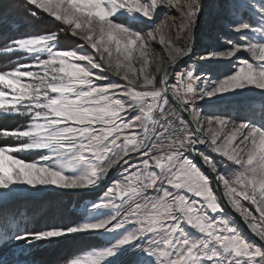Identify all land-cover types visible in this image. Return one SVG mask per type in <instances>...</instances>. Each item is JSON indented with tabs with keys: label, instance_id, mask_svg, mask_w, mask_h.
<instances>
[{
	"label": "snow or ice",
	"instance_id": "6c2138e0",
	"mask_svg": "<svg viewBox=\"0 0 264 264\" xmlns=\"http://www.w3.org/2000/svg\"><path fill=\"white\" fill-rule=\"evenodd\" d=\"M211 7L228 21L225 31L245 42L221 37L228 46L200 60L210 66L236 57L232 70L214 76L188 67L169 79L165 69L158 80L146 71L150 41L164 26L157 10L175 9L186 33L205 0H22L25 16L52 18L53 30L0 47L20 54L0 69V118L21 119L14 129L0 128V137L14 141L0 142V252L13 254L11 264H33L19 257L41 243L90 236L107 243L79 249L66 264H264V246L225 212L227 205L239 213L264 242V0H213ZM62 34L82 43L61 48ZM173 50L175 69L184 53ZM241 51L250 59L237 56ZM113 60L117 75L127 64L126 83L105 74ZM134 60L143 61L139 89L129 80V72L137 76ZM233 109L247 115L234 117ZM29 152L39 156L20 155ZM117 165L120 178L102 187ZM55 190L102 194L73 222L37 231L7 209L17 198ZM0 264L10 262L0 255Z\"/></svg>",
	"mask_w": 264,
	"mask_h": 264
},
{
	"label": "rangeland",
	"instance_id": "374dc122",
	"mask_svg": "<svg viewBox=\"0 0 264 264\" xmlns=\"http://www.w3.org/2000/svg\"><path fill=\"white\" fill-rule=\"evenodd\" d=\"M2 3L5 4L6 8L4 12L7 15L6 17L7 19L4 21V23L8 25L11 31L7 33L6 27L1 28L2 23L0 22V47L4 45L6 40L11 38L27 36V35H39L53 30L51 27L52 18H48L47 21H36L32 18L25 16L23 14L22 0H4ZM248 15H250V13ZM16 16H19L20 18L22 16L21 19L23 21V25L19 26L20 28H18L17 26V22L20 20H16L15 19ZM176 17L177 16L175 14V16L171 15L168 18L169 23L172 25L174 31L176 30L177 27H179L180 29V21L176 22L173 20ZM164 20L165 19L163 18L157 19V23H158L157 25L164 22ZM217 20L219 21L218 23L219 31L213 33V36H211V42L213 44H216L217 48H221V47L225 48L228 45L221 40V37H227L231 39L230 36L232 33H228L224 29V25L228 22L226 19L218 18ZM55 23L58 24L59 22H55ZM190 30H191L190 40H193V43H195L192 36L193 29ZM232 35H234V33ZM70 37L71 36H63L62 34V39L60 41L59 46L62 44L66 45V42H69L68 44L70 45L71 43L69 41ZM242 42L244 43V41ZM78 43H82V42H77L76 44ZM191 44L192 41L188 46H190ZM195 46L196 44L193 46L190 56H188L189 58L187 57V60L182 62L183 67L180 68V70L190 67L193 63L200 62V57L198 56H196L195 58L198 60L197 62H193V61L190 62V59L193 56V52L196 50ZM185 48L186 47L184 48L182 47L181 49V51L184 50L183 51L184 55L188 51L187 49L188 47L186 49ZM88 50L91 51L90 49ZM17 55L20 54L0 53V69H6L10 67L11 62L14 60V57ZM197 55H201V52H198ZM151 60L152 59L149 57V61ZM178 60L177 62H175L176 64H178ZM214 63L216 62L214 61ZM178 67L179 66L177 65L175 69L173 67L171 68V72L168 76L169 79H172L174 71H179L177 70ZM111 73L113 72L111 71ZM198 103H203V102L201 101ZM169 107L171 108L172 105L170 104ZM255 108L258 109L259 104H256ZM208 110H213V109H208ZM234 113L238 117L241 116L242 119L247 115V113L242 109H233L232 115ZM177 115H179V113H177ZM257 118H259L258 112H257ZM1 122L6 123L5 128L14 129L21 124V119L19 117L0 118V123ZM0 142L14 143V141H12L10 138H4V137H0ZM20 155L25 156V158L27 159H35L36 157L39 156V153L29 152V153H21ZM209 155L213 156L214 160L218 164L223 163V158L218 156L217 154L209 151ZM216 157L218 159H216ZM120 167H121L120 165H117L109 171L108 178L105 181H103L102 187L107 186L113 180L120 178L119 177ZM98 194H102V193H98L97 191H91L88 195H80V194H75L73 192H65L63 190L33 193L32 195L15 199L12 203L7 205V209L14 214H18L17 223H24L27 225L28 230L37 231L51 224H69L73 222L74 220L77 219L79 213L83 211L84 205L86 203H89L92 199L96 198ZM249 207L251 208L250 205ZM225 212L226 214H228L229 218L233 221V223L236 224V226L239 228L240 233L242 235L244 234L243 236L246 237L249 241H252L254 244H256L251 239V237L244 232V230L235 221V219L232 218L231 215H229V213L226 210ZM237 214L240 216L239 213ZM190 231L192 230L190 229ZM20 243H23V241H21ZM105 243H107V241L104 240V238L96 237V236L85 237L83 239H78V240H68L58 245H48L45 243H41L39 247H33L31 249L30 261L33 262V264H66V261L69 258H71L79 249L87 248V247H98V246H102ZM6 259H8L11 264V262L15 259V257L12 254Z\"/></svg>",
	"mask_w": 264,
	"mask_h": 264
},
{
	"label": "bare ground",
	"instance_id": "6f19581e",
	"mask_svg": "<svg viewBox=\"0 0 264 264\" xmlns=\"http://www.w3.org/2000/svg\"><path fill=\"white\" fill-rule=\"evenodd\" d=\"M187 2H188V0H179L180 4H186ZM212 2H213V0H205L206 8H205L204 14L201 17L199 27L195 32V37H194L195 43H193V40H190V35H191L190 29L187 30L186 33L181 32L179 27H177L175 31L173 30V27L169 23L168 18H169V16H171V15L175 16V14H176L177 17L173 20L176 22L180 21L179 13H177L175 9H165L164 11H161L160 9L157 10L158 16L156 17V19L163 18L165 20H164V22L160 23V24L164 25L161 28V31L160 32H154L155 39L150 41L154 50L149 52V57L152 59L151 61H149L147 68H146L147 74L149 76H155L159 80V78L161 77V75L163 74L165 69H168V76H169V74L171 72V68H172L170 66L173 65V63H174V61L172 60V57L176 55V53L174 52L173 49L179 48L181 50L182 47L183 48L184 47L189 48L188 45L190 44L191 41L193 43V46L196 44V46H195L196 50L193 52V56L191 57L190 62L191 61L197 62L198 60L195 59L196 56L201 57V55L204 52L209 51L210 49H213V48L222 49V48H224V47L217 48L216 44H213L211 42V36H213V33L219 31V26H218L219 21L217 20L218 17L216 15V10L213 7H211ZM232 34L230 36L232 40H235L237 43H241V44L243 43L241 40L238 39V37H237L238 34H235V33H234V35H232ZM161 37H163V41L161 40ZM69 39H70L69 41L72 44L70 43V45H69L68 44L69 42H66V45L63 44L61 46V48H66V49L75 48L77 45L76 44L77 42H82V41H79L78 38H76V37H70ZM203 40H206V41H203ZM169 45H171V48L169 47ZM197 47H198V49H197ZM198 52H201V55H197ZM113 55L115 57V53ZM237 56H242V57L250 59V57H248V54L244 53L243 51L237 53ZM178 58H180V56L176 57L175 62H177ZM184 61H180V62H178V64H176L179 66L177 68V70H180V68L183 67L182 62H184ZM215 62L216 63H214V61L211 62V65L209 66L208 63L200 60V62L193 63L190 67L193 69L200 68L201 71H210L214 76H223L232 70L231 67H229V66H231L234 62H236V57L221 58V59L216 60ZM179 64H181V65H179ZM132 65L137 71V76H133L131 74V72H129V80H135L134 87L140 88L143 84V79H142V77H140V78H137V77H139V70L143 66V61L142 60H134V61H132ZM105 68H106L105 74L108 75L109 78L113 82H119L122 84L126 83L125 81H123L121 79V77L124 75V73L126 71H128L127 64H125V67H122L118 70L119 75H117V70L115 69V60H113V66L109 67V66L105 65ZM111 71L113 73H111ZM213 111L214 110L205 109V112H207L208 115H211ZM233 116L238 117L235 115V113L233 114ZM238 118L242 119L241 116ZM202 123H203L204 129L206 130L207 129V119L204 118V113H202ZM195 126L196 125H193V127H195ZM201 147H203V146H201ZM216 159H218V158L216 157Z\"/></svg>",
	"mask_w": 264,
	"mask_h": 264
},
{
	"label": "water",
	"instance_id": "95a60500",
	"mask_svg": "<svg viewBox=\"0 0 264 264\" xmlns=\"http://www.w3.org/2000/svg\"><path fill=\"white\" fill-rule=\"evenodd\" d=\"M201 20V18H200ZM200 20L197 24V26H195V28L192 30V36H193V39L195 37V32L196 30L198 29L199 27V24H200ZM193 48V43L189 46L188 48V51L185 53V55L181 56L178 60V62L180 61H184V60H187V57L190 55L191 53V50ZM185 115L187 116V113H185ZM205 171H207V169H205ZM225 210L229 213V215H231L232 218L235 219V221L241 226V228L244 230L245 233L248 234V236L251 237V239L259 246H264V243L261 242L256 236H254L250 230L247 228V226L245 225L243 219L236 213L234 212L232 209H230L227 205L225 206Z\"/></svg>",
	"mask_w": 264,
	"mask_h": 264
},
{
	"label": "trees",
	"instance_id": "16d2710c",
	"mask_svg": "<svg viewBox=\"0 0 264 264\" xmlns=\"http://www.w3.org/2000/svg\"><path fill=\"white\" fill-rule=\"evenodd\" d=\"M3 1L4 0H0V17H2V16L7 17V15L4 12L6 7H5V4L2 3ZM21 18H22V16H21ZM21 18L19 16L15 17L16 20H20V21L17 22L18 28H20L19 26L23 25V21H22ZM1 23H2L1 28L6 27V32L9 33L11 31V29L8 27V25L6 23H4V22H1ZM62 45H60V47ZM5 127H6V123L1 122L0 123V128H5ZM0 255H4L5 258H8L9 256L12 255V253L7 248H5L2 252H0ZM19 259H21V260L27 259V260L30 261L31 260V255L20 256Z\"/></svg>",
	"mask_w": 264,
	"mask_h": 264
}]
</instances>
